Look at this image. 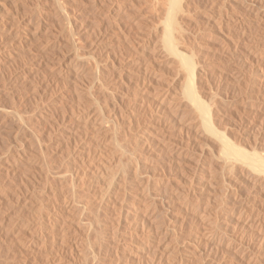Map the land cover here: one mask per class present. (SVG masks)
<instances>
[{"label":"bare ground","instance_id":"obj_1","mask_svg":"<svg viewBox=\"0 0 264 264\" xmlns=\"http://www.w3.org/2000/svg\"><path fill=\"white\" fill-rule=\"evenodd\" d=\"M90 1L93 3L94 7L106 9L110 15H113V17L119 16V19L122 17L124 19L125 16L128 14L131 15V13L133 15L139 13L133 19V24L137 25L138 27L137 30L141 36V38L138 37L140 39V43L145 42V44H151V50H157L156 55H158L160 50L161 56L166 55L167 58L169 57L171 59H169L170 64H176L175 67L177 70L175 71L174 68L172 70H174L176 73H181V75L179 74V76L177 74L179 76L177 80H171L170 77H165L166 79L162 78L159 75L160 73L158 74V71H155L152 68L153 66H151L152 60L150 58L153 53L149 58L148 55L150 52L145 50V48L131 51L132 53L139 52L142 54V56L136 60L126 63L124 61V63L119 61V64L123 63V65L121 64L122 66H120L118 62L113 60L114 58L110 59L111 56L108 53L110 52L108 47L103 46L102 48V50L106 52V55H104L102 58L106 57V59L100 60L98 58L97 60L94 58V52L99 47H92V49L87 51L88 53L84 54V56L79 54L76 49L77 46L73 42L75 40L73 38L74 34H72V32L69 35L70 37L66 38L68 39L66 40V44H64L65 42L63 43L57 41L58 43H56L49 42L48 40L47 43L44 42L46 43L44 47L42 44L41 48L37 46L36 41L38 38L36 39L34 33L33 35H28L24 32L26 36H21L22 40H19V43L22 44V48L28 47V50L33 57L31 59H38L37 62L39 64L49 63L52 67L55 66L56 68L54 69V74L56 76V82L60 85L62 84L63 86H66L72 90L71 92L74 91L75 95L79 99V102L76 106L73 103V110H69L72 109L69 108L70 106L65 107L63 106L64 104L60 106L62 101H64L62 100L64 98L56 96L51 99V102L48 105L50 106L49 108H47L45 111H40L41 108H38V111L36 108L38 112L33 110L35 107L29 108L25 104L24 108H28L23 109L24 111H22V109H19L22 107V105L20 104L21 107H18L17 105L19 104H17V108L14 105V100V102L11 101L13 102V105H7V103V106L4 105L2 115L3 126L1 129H3V142H5L6 146L5 150H3L5 181L3 180L4 185L1 190L4 207L0 215V264H71L67 258L70 255L74 256V254H79L82 257V262H80L81 264H103L105 261L103 262L101 256L104 255L102 254L105 249L104 246L112 248V245L115 246L114 244H116V246L113 247L115 253L113 256L115 257V261L109 262V259V263L107 264H121V260L128 261L130 259L135 260L136 262H134L137 264H222V262L225 261L222 259L225 257L227 252H231L235 261L237 262L234 263L230 260V264H264V258L260 256L261 253H264V140L263 138H260L261 140L259 141L253 140L256 138V136L258 138L260 133L264 134V131H262L264 130L263 99L261 100L262 102H259L254 109L255 114L258 116L256 117L253 115L256 118L252 117L253 119H249L250 121L246 117L254 113H250V115L245 117V119L249 121L248 124L246 123L247 129L244 135L246 136L244 138L245 141H243V136H239L240 134L238 136L233 135L234 137H232V134L230 133L232 129L229 130V127L228 129L227 127H224L226 125H222L225 124V116L222 113L221 108L213 101L214 96L218 94H215L216 92L214 93V89L212 90V85L206 79H204L205 61H203L204 64L199 63L198 58L200 56L198 58H195L196 54L193 56V50L196 49L190 45H192L194 42L191 41L192 43H190L188 41L190 45H187L188 43L186 39H189L191 34L190 32H192V30H190V26L192 25L194 18V16L192 18L191 14V12L194 11L193 8L195 7L193 0H148V2L152 1L150 2V12H153L156 18L160 17L162 19H160L161 35H159L160 37L158 36L159 38H155L153 35H151V32H149L150 30L148 31V28L146 29V27L143 26L144 24L146 25V23L143 24L140 21L141 17L136 19L140 15L145 17L146 15L144 14L149 12L148 10H146L147 12L142 11L143 13L139 12L140 2L138 0ZM7 2L8 0H0V14L6 10L8 11V8L4 10ZM12 2L14 1L12 0ZM16 2L17 0L15 3ZM53 2L56 4L55 12H58V15L60 14L63 16L65 9L63 10L64 6L61 5V1L54 0ZM261 2L262 0H220L219 3H217L218 13L214 14L213 12L212 15L208 16L207 18L205 17L204 25H202L200 28H198L200 25H198L199 22L197 21V24L195 22V26L198 25V27L196 26L198 29L195 31H197L196 33L201 34L207 31L209 33L210 31H215L216 34L222 37L224 36V33L227 32H224L225 27L229 26V23H234L236 28L240 31V35H242L243 42L245 39L248 41L251 39V33L249 34L247 30L248 28L245 27L247 22H254L255 25H257V28L264 27V8L262 7ZM55 4L53 5L55 6ZM19 6H21V4ZM232 6L236 9L238 8L239 11L242 10V13L244 14L240 13L238 16H236L235 14L225 13V11L230 10L229 8H232ZM15 7L19 8L17 6ZM13 8H11V10ZM15 13L17 12L15 11ZM15 13L13 16H17ZM3 14H1V16ZM149 17H147L145 20H147ZM14 19H12V21ZM0 21L5 22L8 21V19L2 17V19L0 18ZM201 22L203 23V21ZM11 25H13V23ZM249 25H247V27ZM110 26L111 25H109V28ZM195 26L191 27L195 29ZM230 30L232 31V28H230ZM262 32L264 31L262 30ZM207 35H201L204 37L203 40L208 41L209 38ZM49 37L51 38V36ZM200 41H202V39ZM68 44L70 46L72 45L71 49L67 46ZM262 46H264L262 43H257L252 47L250 45V47L247 48L246 56L242 55L244 61L241 59V62H245L247 67L251 69L250 72L254 71L256 77L255 80L256 82L258 80V82L261 84V87L264 86V54L259 51ZM65 47H67V49ZM227 47L226 49H223L221 53L227 54L228 51L231 52L230 50H227ZM100 49L101 48L98 50ZM25 53L28 54V51ZM96 54H98L97 51ZM31 55H29V57H31ZM160 55L156 56L155 58L157 59V57H160ZM222 55L224 56V54ZM93 58L96 64L95 71L90 74L89 77H92L91 79L89 78L85 80V76L89 75L91 72L89 69L91 66L88 67L86 65L87 61L85 62V59H88L89 61ZM66 64L69 65V68L65 67ZM221 66L223 67V65ZM132 68L138 69V74L141 76V80H138L139 82L137 83V89L131 91V94L128 93L129 95H126L128 98H126L125 102H127L126 104L129 107V110L127 107H125L126 112H131L139 104L144 105L147 101L153 107L152 110L156 112L161 108L163 109V107L169 108V115L167 119L169 122L165 121L169 123V127H171L172 130L175 129L179 132L187 130V127L190 125V127L192 126L193 128H196L195 132L203 133L202 138L208 139L212 146H207L211 150H208L209 153L206 155H208L209 158L214 157L221 163V165H219L222 167H219L221 169L223 168V170L226 169L229 173L226 172L224 174L223 170L221 169L220 170L222 172L220 170V172H217L218 170L216 169L215 171L213 168H211L210 161L209 164H204L200 161L201 155H197L192 157L194 159L190 161L191 166L190 168L188 167L190 169L189 171L182 170V172H179L177 184L173 186H171V184L169 185L175 188L172 197L169 200L160 199L159 201L155 199L154 195L150 191V185L152 183L150 173L148 172V175L143 173L142 171L144 170L141 167L142 165L138 163H133L134 165L129 167H126L127 164L124 165L126 160L123 161V156L127 154L128 149L125 148L127 146L124 147V144L118 141V138L115 134L116 131L113 132V128H111L110 125V122L114 120V117L104 114V108L100 101L101 97L105 96L106 93L109 92L108 90L112 89H109L110 87H108L107 84L114 83L115 86H121L123 84L122 82H125V79L128 78L126 76H131L130 71ZM137 69L135 71H137ZM234 71L235 72H233V75L236 77L234 74L236 73V70ZM223 72H225V70H223ZM231 73L232 72H230V74ZM219 74L221 75L220 72ZM237 76V79L239 80L240 73H238ZM104 78L107 79V82L103 81ZM176 81H178L179 84L177 83L178 85L175 87ZM250 83L252 84L253 82ZM222 84L226 83L222 82ZM236 85L238 84L236 83ZM48 88L49 86L47 84L44 89L48 90ZM243 92L245 93V89L242 91V93ZM113 94L114 93L112 92V95ZM246 94L249 95L247 92ZM180 95L181 98L179 97L180 99H178V96ZM243 97L244 96L242 95V99ZM33 99L35 100V98ZM34 100L27 99L28 105H32ZM246 100H248V98ZM69 102L71 101L69 100ZM36 104L38 105V103ZM237 105H239V103ZM111 107H113V109L115 108L114 105ZM225 109L227 110L228 108ZM249 109L250 108L248 107V110ZM25 110H27L29 113L31 112L29 115L30 117L25 116V114H27ZM228 115H230V111ZM26 117H29V119ZM230 119L228 118V120ZM128 122H130V119ZM226 124L228 123L226 122ZM232 125L235 126L234 124ZM147 128L149 127L147 126L145 130ZM165 129L166 128L163 127L158 130L157 133H152V135H149L147 138L148 141H146L147 139L145 140L144 138L146 141L145 148L150 150L151 147H160L161 149H165L168 153L170 152L172 155H174L176 159V167L179 169L182 166L181 162L185 160L188 161V157L191 154L188 153V151L184 148L187 146H183L182 138L184 135L186 136V133H184L182 138L177 140L178 138H174L176 135L173 136L174 132L172 135H169V132H167ZM190 132L191 131L189 130V133ZM237 133L238 132L235 134ZM191 134H193V132H191ZM195 134L196 133H194V135ZM198 135L199 134H197V136ZM140 136H142V134H140ZM177 136L181 137L179 134ZM252 140L254 142H252ZM110 143H112V148L107 150L106 147L107 145L110 147ZM198 143L199 142H197V144ZM74 145H77V147L79 146L77 150H73L75 147ZM188 146H190V144ZM200 151L198 150L199 153ZM205 153L206 152H204V154ZM133 154L134 152L130 153V159ZM206 155H204L205 158ZM191 156L193 155L191 154ZM213 165L215 164L213 163ZM213 165L212 167H214ZM183 167L185 168V166ZM174 170L176 169L174 168ZM226 174H229V176H226ZM242 180V184L245 181L247 185H251V187H254L256 190H258L257 193L259 196H244L242 193L244 190L241 191V185L239 184ZM128 182L131 183V187L134 188V192L132 191L134 194L131 198L129 206H126V210L125 202L129 197L127 196V198L125 196L127 194L125 193L128 190ZM174 182L175 181H173V183ZM187 182L189 183L188 191H193L195 196L198 198L197 204L191 203V198H189V195H187V193L185 194L183 190H178V186H180L181 183L185 185ZM224 199L229 200L228 204L230 205L227 204L226 206L225 204H221L220 202H223ZM217 200H220V204L214 206L215 201ZM135 201H138L137 204L140 202L143 203L140 204L142 206H136ZM171 202L175 204L177 209L179 208L175 215L172 213V217L175 219L173 220V218L170 217L172 220L158 224L157 216L159 214L157 215L156 208L159 206L157 204L160 203L164 210V214L168 215L170 208L167 207V205L169 203L171 204ZM162 208H160V210ZM107 209L111 210V217L113 216L112 220L109 219L112 224L110 223L108 224L109 226H107V228H112L111 230L113 233L106 229V231H109L108 236L111 234L109 237L110 240H104L101 238L105 241V243H103V241H99V244L97 241L92 243V241L89 240L88 235L91 230H94L93 226L95 225H93L92 222H82L83 219L81 217L85 213L91 212L92 214L94 211V216L97 214L96 217L93 216L94 219H99V212ZM130 210H132L133 213H130ZM126 213H130L131 216L132 214L137 216H133V218L137 219H134L133 221L127 220V217H129L130 214L127 216L128 214L126 215ZM185 214L190 215L191 218L199 224L200 231L198 234L194 235V237L189 242L182 243L183 245L179 246V244H177L178 242L175 244L173 243V240L170 241L168 238L170 235H172L173 231L176 232V229L179 226L178 222L185 220ZM96 221L98 226H105V223L102 225L103 221L102 223L100 222L101 219ZM234 222H236V224L239 223L242 226L239 228L238 224L236 226L239 229L237 228L236 230L235 228V230L233 229L234 231L229 232L228 228L231 229V224H234ZM124 225H127V227L129 226L130 228L142 227L143 229L144 226H150L154 228L152 229L153 232L152 236L150 237V241L142 240V242H144L143 244H140V246H134L130 241L135 235L134 232L130 231L124 234L120 233L122 230L121 228ZM247 233H249V235ZM117 237L119 239H117ZM123 239H125V241H123ZM104 253L106 252L104 251ZM88 254L91 255L90 258L93 259L92 262L90 259H88ZM207 256L210 257L206 259ZM81 259H79V261ZM88 260L91 263H88Z\"/></svg>","mask_w":264,"mask_h":264},{"label":"rangeland","instance_id":"obj_2","mask_svg":"<svg viewBox=\"0 0 264 264\" xmlns=\"http://www.w3.org/2000/svg\"><path fill=\"white\" fill-rule=\"evenodd\" d=\"M14 2H12V0H8L4 10H6L8 8V11L6 10L5 12H1V14H3L1 16L0 14V18L2 19V17H5L8 19V21H5V22H2L0 21V215L3 211V199H2V188H3V183L5 181V173H4V165H3V150H5V142L4 141V136L2 135L3 134V129L2 126H3V108H4V105L7 106L9 104H12L13 105V102H14V105L16 106L17 105L18 107H22L19 108V109H22V111H24L23 109H26V108H34L33 110H37L39 111H45L47 108H49L50 106L49 103L51 102V99H53L54 97L56 96H60L61 98H64L62 100V103L60 106H65V107H69V108H72L75 104V106L78 104L79 102V99L77 98V96L75 95V92H71L72 90H70L69 88H67L66 86H63L62 84L60 85L59 83L56 82V76L54 74V69L56 68L55 66H51V64H47V63H41L39 64L37 62L38 59L34 58V59H31L33 58L32 55L30 54L29 50H28V47H23L22 48V44L19 43V40H22V37L21 36H24L25 33H27L28 35H35L36 39H37V46L38 47H42V44H43V47L44 45L48 42H56L58 43L57 41H60V42H65L64 44H66V38H69L70 36V33L72 32L73 35V38L75 41H73L75 43V45L77 46V51L79 52V54L83 55L84 54H87L88 52L87 51H90V49H92V47H99L101 48L100 50H98L99 48H97V53L96 54V51L94 52V58H96L98 60V58L101 60V59H106L105 58H102L104 55H106V52H104L102 50L103 46L104 47H108L109 48V51L108 52L110 54V59H113L115 60V62H118L119 64V61L120 62H129V61H133V60H136L138 59L140 56H142V54H140L139 52L137 53H132L131 51L133 50H138V49H144L145 50H148L150 52V54L148 55V57L150 58L151 54V60H152V63H151V66H153L152 68L155 70V71H158V74L162 77V78H165V77H170L171 80H174L181 75V73H176L175 71L177 70L175 65L176 64H170V61H169V57L167 58L166 55H163L161 56V51L159 50L158 52V55L157 54V50H154L152 51L151 50V44L149 45L148 43L145 44V42H142L140 43V39L141 36L138 32V27L137 25H134L133 24V19L139 14H132L131 15H127L124 17L119 19L120 17L119 16H114L113 15H110V13L106 10V9H101V8H96L94 7L93 3H91L90 0H59L61 1V5L64 6L63 7V10L65 9V12H64V15H58V12H55L56 11V4L53 2L54 0H51L53 2V4H55V6L52 4V2L50 0H20L17 2L19 3H15L16 0H13ZM140 2V5H139V9L140 11L139 12H147L146 10H148L149 12L147 14H144L146 15L145 17H142L141 15L138 16L136 19L140 18V21L144 24L146 23V25L142 24L143 26L146 27V29L151 32V35H153L155 38H159L161 35L160 33V24H161V21H160V17H157L155 16V14L153 12H150L151 10V5H150V2L152 1H149L148 0H138ZM220 1V0H219ZM219 1H215V0H193L194 2V8H193V12H191L192 14V18H193V23H192V27L195 26V22L196 24L198 23V25H196L198 28L202 27V25H204V21H205V17L207 18L208 16L212 15L213 12L214 14L218 13V4ZM72 2V3H71ZM15 3V4H13ZM64 3V4H62ZM145 3V4H144ZM148 3V4H147ZM21 4V6H19ZM39 4V5H38ZM216 4V5H215ZM232 5V4H231ZM261 5L262 7L264 8V0H262L261 2ZM15 6L19 7V8H16ZM197 6V7H196ZM235 6V5H234ZM15 7V8H13ZM10 8V9H9ZM11 8H13L17 13H15V11ZM83 8V9H82ZM87 8V9H86ZM216 8V10H215ZM21 9V10H19ZM24 9V10H23ZM51 11H50V10ZM230 10H226L225 13H228V14H235L236 16H238L240 13L241 14H244L242 13L243 11L240 10L235 7L232 6V8H229ZM54 10V11H53ZM106 10V11H105ZM51 12V13H50ZM238 12V13H237ZM17 14V16H13V14ZM23 13V15H22ZM66 13V14H65ZM70 13V14H69ZM92 13V14H91ZM143 13V12H142ZM209 13V15H208ZM19 14V15H18ZM205 14V15H204ZM148 15V16H147ZM150 15V17H149ZM153 15V17H152ZM20 16V17H19ZM60 16V17H59ZM67 16V17H66ZM12 17V18H11ZM15 17V19H14ZM18 17V18H17ZM147 17H149L147 20H145ZM202 17V18H201ZM11 18V19H10ZM47 18V19H46ZM94 18V19H93ZM117 18V19H116ZM154 18V19H153ZM12 19H14L12 21ZM31 19V20H30ZM55 19V20H54ZM83 19V20H82ZM112 19V20H111ZM151 19V20H150ZM198 19V20H197ZM10 20V21H9ZM16 20V21H15ZM68 20V21H67ZM123 20V21H122ZM145 22H144V21ZM150 20V21H149ZM158 20V21H157ZM162 20V19H161ZM31 23H30V22ZM121 21V22H120ZM131 21V22H130ZM147 21V22H146ZM157 21V22H156ZM198 21V22H197ZM203 21V23L201 22ZM13 25H11L12 23ZM54 22V23H53ZM65 22V23H64ZM67 22V23H66ZM108 22V23H107ZM160 22V23H159ZM201 22V23H200ZM30 23V24H29ZM155 23V24H154ZM157 23V24H156ZM252 22H247L245 24V27L248 28V33L250 34L251 33V39L247 41V39H245V41L243 42V38H242V35H240V31L236 28V26L234 25V23H229L227 27H225V30L224 32V36H219L218 34H216L215 31H210V33L208 32H204V33H196L198 28L195 26V29L192 28L190 26V30H192V32H190V37L189 39H186L187 40V43L188 41L190 43L194 42L192 45H190V43H188L187 45H190V46H193L194 49L196 50H193V56H195V58H198L199 56L202 57V58H198L199 60V63H203V61H205L203 64L205 65V75H204V79H206L211 85H212V90L214 89V93L215 94H218L216 96H214L213 98V101L214 103H216L217 105H219V107L221 108V111L222 113L224 114L225 116V121L224 123L225 124H222V125H226L224 127H229L228 129L233 131H230V134L232 137L234 136H243V141L244 138L246 136L245 135V131L247 129V124L249 123L250 120H252L253 118H256L258 115L255 114L254 112V109L256 108V105L259 103V102H262L264 101V86H260L261 84L258 82H256V77H255V73L254 71L253 72H250L251 69H249V67H247V64H245V62H241V59L242 61H244L243 56H246V53H247V48L251 47L252 46H255L257 43H262L264 44V32H262V30L264 31V27H258L257 28V25H255V23L253 22L252 24H250ZM8 24V25H7ZM25 24V25H24ZM61 24V25H60ZM87 24V25H86ZM124 24V25H123ZM151 26L149 27L148 26ZM233 24V25H232ZM250 24V25H249ZM30 25V26H29ZM109 25L110 28H113V29H110L109 28ZM115 25V26H114ZM119 25V26H118ZM131 25V26H130ZM134 25V26H133ZM155 25V26H154ZM157 25V27H156ZM232 25V26H231ZM247 25L251 26V27H247ZM7 26V27H6ZM13 26V27H11ZM56 26V27H55ZM108 26V27H107ZM133 26V27H132ZM79 27V28H78ZM121 27V28H119ZM132 27V28H131ZM232 28V31L230 30V28ZM9 28V29H8ZM78 28V29H77ZM106 28V29H105ZM108 28V29H107ZM118 28V29H117ZM157 28V29H155ZM229 28V29H228ZM250 28V29H249ZM236 29V30H235ZM257 29V30H256ZM107 30V31H106ZM117 30V31H116ZM122 30V31H121ZM127 30V31H126ZM153 30V31H151ZM158 30V31H157ZM19 31V32H18ZM98 31V32H97ZM236 31V32H235ZM258 31V32H257ZM11 32V33H10ZM25 32V33H24ZM158 32V33H157ZM234 32V33H233ZM238 32V33H237ZM6 33V35H5ZM18 33V35H17ZM22 33V34H21ZM156 35H155V34ZM193 34H196V35H193ZM199 34V35H198ZM208 34V35H207ZM16 35V36H15ZM37 35V36H36ZM201 35H207L208 38V41H205L203 40L204 37H202ZM217 35V36H216ZM15 36V37H14ZM26 36V35H25ZM51 36V38L49 37ZM104 36V37H103ZM159 36V37H158ZM213 36V37H212ZM238 38H237V37ZM241 36V37H240ZM262 36V37H261ZM102 37V38H101ZM126 37V38H125ZM139 37V38H138ZM194 37V38H193ZM215 37V38H214ZM225 37V38H224ZM236 37V38H235ZM49 38V39H48ZM54 38V39H53ZM200 38V39H199ZM207 38V37H206ZM213 38V39H212ZM228 38V39H226ZM241 38V39H240ZM77 39V40H76ZM202 39V41H200ZM222 39V40H221ZM226 39V41H225ZM253 39V40H252ZM263 39V40H261ZM51 40V41H50ZM224 40V41H223ZM229 40V41H228ZM238 40V42H237ZM40 41V42H39ZM192 41V42H191ZM220 41V42H219ZM240 41V42H239ZM250 41V42H249ZM254 41V42H253ZM258 41V42H257ZM10 42V43H9ZM18 42V44H17ZM46 42V43H44ZM228 42V43H227ZM236 42V43H235ZM253 42V43H251ZM40 43V44H39ZM70 43V42H69ZM201 43V44H200ZM205 43V44H204ZM225 43V44H223ZM20 44V45H19ZM92 44V45H91ZM153 44H154V41H153ZM235 44V45H234ZM130 45V46H129ZM201 45V46H200ZM206 45V46H205ZM5 46V47H4ZM9 46V47H8ZM66 46V45H64ZM68 47H70L71 49V46L68 44L67 45ZM127 46V47H126ZM198 46V47H196ZM212 46V47H210ZM228 46V47H227ZM232 46V47H231ZM238 46V47H237ZM242 46V47H241ZM89 47V48H88ZM150 47V48H149ZM158 47L160 48V46L158 45ZM157 47V48H158ZM227 47V50H230L231 52L228 51L227 54L225 53H221V51H223V49H226ZM237 47V48H236ZM67 49V47H65ZM132 48V49H131ZM239 48V49H238ZM242 48V49H241ZM258 48V47H256ZM150 49V50H149ZM12 50V51H11ZM80 50V51H79ZM102 50V52H101ZM200 50V52H199ZM206 50V51H205ZM235 50V51H234ZM238 50V51H237ZM263 50V51H261ZM28 51V54L31 55V57H29V55L25 52ZM83 51V52H82ZM128 51V52H127ZM197 51V52H196ZM208 51V52H207ZM213 51V52H212ZM215 51V52H214ZM220 51V52H219ZM245 51V52H244ZM259 51L264 54V46H262ZM116 52V53H114ZM155 52V53H154ZM237 52V54H236ZM105 53V54H104ZM112 53V54H111ZM132 53V55H131ZM203 53V54H202ZM215 53V54H214ZM235 55V56H232L231 55ZM224 54V56L222 55ZM229 54V55H228ZM130 55V56H129ZM159 56L160 57H157V59L155 58L156 56ZM198 55V56H197ZM202 55V56H201ZM210 55V56H209ZM214 55V56H213ZM227 55V56H226ZM154 56V57H153ZM165 56V57H164ZM204 56V58H203ZM218 56V57H217ZM227 58H226V57ZM231 56V57H230ZM164 57V58H163ZM207 57V59H206ZM222 57V58H221ZM229 57V58H228ZM94 58L93 59H90L88 61V59L86 60L85 59V62H86V65L88 67H90L89 69L91 70V72L89 73V75H86L85 76V80L87 79H91L92 77H89L90 74H92L94 71H95V67H96V64H95V61H94ZM163 58V59H162ZM210 58V59H209ZM231 58V59H230ZM235 58V59H234ZM21 59V60H20ZM155 59V60H154ZM240 61H239V60ZM118 60V61H117ZM167 60V61H166ZM171 60V59H170ZM201 60V61H200ZM226 60H227V63H226ZM236 60V61H235ZM26 63H25V62ZM36 61V62H35ZM230 61V62H229ZM92 62V63H91ZM123 62V63H124ZM165 62V63H164ZM167 62V63H166ZM38 63V64H37ZM90 65H89V64ZM94 63V64H93ZM123 63H120L119 65L122 66ZM222 63V64H221ZM227 65H226V64ZM122 64V65H121ZM215 66H214V65ZM229 64V65H228ZM40 65V66H39ZM67 65V64H66ZM65 67L66 68H69V65H67ZM219 67H217V66ZM223 65V67L221 66ZM234 65V66H233ZM37 66V67H36ZM173 66V67H172ZM222 68H221V67ZM229 66V67H228ZM232 66V67H231ZM238 66V67H237ZM23 67V68H22ZM94 67V68H93ZM155 67V68H154ZM8 68V69H7ZM10 68V69H9ZM92 68V69H91ZM174 68V70H172ZM216 68V70H215ZM218 68V70H217ZM220 68V69H219ZM246 68V69H245ZM46 69V70H45ZM137 68H132L130 73H131V76H126L128 77L127 79H125V82H122L123 84L121 86H115V84H110L108 83V87H110L109 89L113 90H108L109 92L106 93L105 96H102L100 101L103 105V110H104V114H106L107 116H110V117H114V120L115 122L111 121L110 125H111V128L113 132H115L116 134V137L118 138V141H120L121 143L124 144V147L127 150V154L123 156V161L124 162V165H126V167H129L131 165H134V164H140L142 165L141 167L143 168L144 171H142L143 173L145 174H149L150 173V178H151V185H150V191L151 193L154 195L155 199L156 200H159L160 199H166V200H169L172 195L174 194V191H175V188L174 187H171L175 184H177V180H178V174L179 172H182L183 171H189L190 169V166H191V160H193L194 158L192 157H195V156H199L201 155V162H203L204 164L205 163H208L209 164V161L211 162V168H213L214 170H218L217 172H220L221 170H223V168L221 169L220 166L221 163L219 161H217L214 157L212 158H209L208 154L209 151L208 150H211L209 149V147H212L211 144H210V141H208V139H204L202 138V134L203 133H197L195 132V129L196 128H193L192 126L190 127H187V130L185 131H179L178 130H172L171 127H169V120L168 119V111H169V108L167 107H163V109L161 108L159 111H153L152 110V106L150 105V103L147 101L144 105H138L136 108H134L131 112L128 111L126 112V108L127 109L129 108L127 106V102L126 101V98H128L126 95H129L128 93H132L131 91H134L137 89V83L141 80V76H139L138 74V69L137 71H135ZM157 69V70H156ZM227 69V70H226ZM45 70V71H44ZM49 70V71H48ZM223 72V70H225V72ZM234 70H236V73H234L236 75V77L233 75V72H235ZM238 70V71H237ZM244 70V71H242ZM173 71V72H172ZM208 71V72H206ZM218 71V72H216ZM249 71V72H248ZM134 72V73H133ZM168 72V74H167ZM219 72L221 73V75L219 74ZM229 72V74H228ZM230 72H232L230 74ZM34 73V74H33ZM47 73V74H46ZM175 73V74H173ZM226 73V74H225ZM238 73H240V77H239V80L237 79L238 78ZM251 73V75H250ZM162 74V75H161ZM179 76H178V75ZM207 74V75H206ZM228 74V75H227ZM137 75V76H136ZM164 75V76H163ZM175 77H174V76ZM226 75V77H225ZM134 76V77H133ZM172 76V77H171ZM207 76V77H206ZM221 76V77H220ZM245 76V77H244ZM250 76V77H249ZM253 76V77H252ZM131 77V78H130ZM174 77V78H173ZM210 77V78H209ZM243 77V78H241ZM255 77V78H254ZM3 80H2V79ZM169 78V79H170ZM173 78V79H172ZM214 78V79H213ZM217 78V79H216ZM236 78V79H235ZM166 79V78H165ZM220 79V81H219ZM229 79V80H228ZM139 80V81H138ZM224 80V81H223ZM238 80V81H237ZM249 80V81H248ZM104 82H107V79L104 78L103 79ZM242 81V82H241ZM244 81V82H243ZM40 82V83H39ZM221 82V83H220ZM223 83H226V84H222ZM240 84H239V83ZM250 82H253L252 84ZM255 82V83H254ZM31 83V84H30ZM178 81H176L175 83V87L179 84H177ZM236 83L238 85H236ZM245 83V84H244ZM48 84L49 88L48 90H45L44 87ZM58 84V85H57ZM131 84V85H130ZM221 84V85H220ZM233 84V85H232ZM243 84V85H242ZM252 86H251V85ZM56 85V86H54ZM115 87H114V86ZM135 85V86H134ZM224 85V86H223ZM258 85V86H257ZM131 86V87H130ZM215 86V87H214ZM255 86V87H254ZM54 87V88H53ZM63 89H62V88ZM128 87V88H127ZM217 87V88H216ZM243 87V89H242ZM254 87V88H252ZM114 88V89H113ZM225 90H223V89ZM240 88V89H238ZM252 88V89H251ZM259 88V89H258ZM34 89V90H33ZM54 89V90H53ZM69 89V90H68ZM133 89V90H132ZM222 89V90H221ZM245 89V93L242 91H244ZM255 89V90H254ZM66 90V91H65ZM231 90V92H230ZM237 90V91H236ZM247 90V91H246ZM259 92H258V91ZM43 91V92H42ZM63 91V92H62ZM218 91V92H217ZM240 91V92H238ZM253 91V92H252ZM54 92V93H53ZM111 92V93H110ZM112 92L114 93L112 95ZM226 92V93H225ZM238 92V93H237ZM249 93L248 94H246ZM45 93V94H44ZM50 93V94H49ZM52 93V94H51ZM61 93V94H60ZM236 93V94H235ZM55 94V95H54ZM239 94V95H238ZM241 94V95H240ZM68 95V96H67ZM116 95V96H115ZM242 95L244 96L243 99H242ZM246 95V96H245ZM258 95V96H257ZM63 96V97H62ZM70 96V97H69ZM73 96V97H72ZM109 96V97H108ZM228 96V97H227ZM233 96H236V97H233ZM238 96V97H237ZM241 96V97H240ZM3 97V98H2ZM21 97V98H20ZM104 97V98H103ZM115 97V98H114ZM123 97V99H122ZM181 98V95L178 96V99ZM248 100H246L247 98ZM252 97V98H251ZM26 100H24V99ZM33 98H35V101ZM73 98V99H72ZM125 98V99H124ZM133 98V97H132ZM231 98V99H230ZM236 98V99H235ZM238 98V99H237ZM246 98V99H245ZM261 98V99H260ZM22 99V100H20ZM27 99H31V100H34V102L38 103V105L34 102H32V105H28V102H27ZM116 99V100H115ZM218 99V100H217ZM258 99V100H257ZM263 99V100H262ZM14 100V101H13ZM66 100V101H65ZM69 100L71 102H69ZM106 100V101H105ZM240 100V101H238ZM262 100V101H261ZM2 101V102H1ZM13 101V102H10ZM21 101V102H20ZM24 102V103H23ZM27 102V103H26ZM65 102V103H64ZM68 102V103H66ZM219 102V103H218ZM243 104H242V103ZM7 103V105H6ZM34 103V104H33ZM47 103V104H46ZM74 103V104H73ZM110 103V105H109ZM225 105H224V104ZM239 103V105H237ZM252 103V105H251ZM21 104V105H20ZM28 106L26 108L25 105ZM36 104V105H35ZM88 104V103H87ZM223 104V105H222ZM247 104V105H246ZM68 105V106H67ZM115 106V108L113 109V107L111 106ZM135 105V104H134ZM168 105V103H167ZM165 105V106H167ZM237 105V106H236ZM250 105V106H249ZM16 106V107H17ZM145 106V107H144ZM150 106V107H149ZM236 106V107H235ZM239 106V107H238ZM17 107V108H18ZM139 107V108H138ZM235 107V108H234ZM244 107V108H243ZM246 107V109H245ZM248 107L251 109L248 110ZM2 108V109H1ZM39 108V109H38ZM68 108V109H69ZM119 108V109H118ZM224 108V109H223ZM225 108H228L227 110ZM230 108V109H229ZM237 108V109H236ZM43 109V110H42ZM112 109V110H111ZM151 109V110H149ZM223 109V110H222ZM240 109V110H239ZM243 109V110H242ZM28 110V109H27ZM27 110H25L27 112V114H25V116H29L31 114V112L29 113ZM36 110V111H37ZM69 110H73L72 109H69ZM111 110V111H109ZM129 110V109H128ZM150 112H149V111ZM37 111V112H38ZM165 111V112H164ZM224 111V112H223ZM229 111H230V115L229 114ZM236 111V112H235ZM253 111V112H252ZM146 112V113H145ZM232 112V114H231ZM242 112V113H241ZM114 113V114H112ZM237 113V114H236ZM240 113V114H239ZM250 113H254V114H251ZM154 114V115H153ZM159 115V116H158ZM164 115V116H163ZM167 115V116H166ZM196 115V114H195ZM244 115V116H243ZM247 115H250V116H247ZM255 115V116H253ZM197 116V115H196ZM231 116V117H230ZM237 116V117H236ZM243 116V117H242ZM247 116V117H246ZM30 117V116H29ZM29 117H26L29 119ZM146 117V118H145ZM154 117V118H153ZM242 117V118H241ZM245 117L247 119H245ZM250 117V118H249ZM253 117V118H252ZM130 119V122H128V120ZM157 118V119H156ZM159 118V119H158ZM166 118V119H165ZM228 120V118L230 120ZM238 118V120H237ZM161 119V120H160ZM241 119V120H240ZM244 121H243V120ZM125 120V121H124ZM127 120V121H126ZM148 120V121H147ZM158 120V121H157ZM224 120V119H223ZM236 120V121H235ZM246 120V121H245ZM167 121V122H165ZM230 121V122H229ZM118 122V123H117ZM126 124H125V123ZM226 122L228 124H226ZM238 124H237V123ZM113 123V124H112ZM166 123V124H165ZM188 123V122H186ZM234 124L235 126H233L232 124ZM243 123V124H242ZM247 123V124H246ZM245 124V125H244ZM150 125V126H149ZM166 128L165 130L167 132H169L168 134L169 135H172L173 132V136L174 138H178L177 140H179L180 138H182V136L184 135V133H186V136L184 135L182 140H183V146H187V147H184L188 153H191L193 156H190L188 157V161H182L181 163V167L178 169V167H176V159L174 157V155H172L170 152L168 153L165 149H161L160 147H151L150 150L145 148V143L146 141H148V136L149 135H152V133H157L158 130H160L161 128ZM168 127H167V126ZM237 125V126H236ZM240 125V126H239ZM114 126V127H113ZM145 126V127H144ZM149 127L145 130L146 127ZM161 126V127H160ZM233 126V127H232ZM242 126V127H241ZM116 127V128H115ZM122 127V128H121ZM144 127V128H143ZM156 127V128H155ZM159 127V128H158ZM237 127V128H236ZM169 128V129H168ZM245 128V129H243ZM168 129V130H167ZM194 129V130H193ZM145 130V131H144ZM171 130H172V133H171ZM189 130L191 132H193V134H191V132L189 133ZM236 130V131H235ZM238 130V131H237ZM242 130V131H241ZM111 131V132H112ZM141 131V132H140ZM152 131V132H151ZM241 131V132H240ZM264 131V130H262ZM2 132V133H1ZM112 132V133H113ZM151 132V133H150ZM177 134H176V133ZM236 132H238L237 134H235ZM240 132V133H239ZM243 132V133H242ZM132 133V134H131ZM182 133V134H181ZM194 133H196L194 135ZM242 133V134H241ZM131 134V135H130ZM137 134V135H136ZM140 134H142V136H140ZM179 134V136L181 135V137H178L177 135ZM189 134V135H188ZM197 134H199L197 136ZM130 135V136H129ZM136 135V136H135ZM146 135V136H145ZM234 135V136H233ZM261 135V136H259ZM258 135V138L256 136V138H254L253 140L254 141H259L263 138L264 140V134H259ZM263 135V136H262ZM136 138H135V137ZM194 136V137H193ZM205 136V135H204ZM207 136V135H206ZM186 137V138H185ZM199 139H198V138ZM135 140H134V139ZM145 138V140H144ZM188 138V139H187ZM190 138V139H189ZM196 138V139H195ZM261 138V139H260ZM138 139V140H137ZM189 141L187 142L186 141ZM198 139V140H197ZM132 140V141H131ZM176 140V139H175ZM185 140V141H184ZM194 140V141H192ZM197 140V141H196ZM252 140V142H254ZM138 141V142H137ZM145 141V142H143ZM203 141V142H202ZM207 142V145H206V142ZM178 142V141H177ZM193 142V143H192ZM197 142H199L197 144ZM138 143V144H137ZM149 143V142H148ZM126 144V145H125ZM190 144V146H188ZM197 144V145H196ZM203 144V145H202ZM79 145V144H78ZM195 145V146H194ZM200 145V146H199ZM203 147H202V146ZM75 146V145H74ZM144 146V147H143ZM192 146V147H191ZM206 146V147H205ZM209 146V147H207ZM79 147V146H78ZM77 145L74 147L73 150H77L78 149ZM137 147V148H136ZM191 147V148H190ZM195 147V148H194ZM197 147V148H196ZM201 151H200V149ZM202 147V148H201ZM110 148H112V143H110V147L109 145H107L106 149L107 150H110ZM193 149V150H192ZM206 149V151H205ZM141 150V152H140ZM195 150V151H194ZM198 150L200 151V153L198 152ZM204 150V151H203ZM131 152H134L133 156H131V159H130V153ZM204 152H206L204 154ZM199 153V154H198ZM151 154V155H150ZM196 154V155H195ZM136 155V156H135ZM141 155V156H139ZM206 155V158L205 156ZM135 156V157H134ZM174 157V158H173ZM192 158V159H191ZM205 158V159H204ZM160 159V160H159ZM211 159V160H210ZM208 160V162H207ZM141 161V162H140ZM185 162V164H184ZM134 163V164H133ZM144 163V164H143ZM213 163L215 165H213ZM218 163V165H217ZM190 164V165H189ZM220 164V165H219ZM148 165V166H147ZM212 165L214 167H212ZM153 166V167H152ZM185 166V168L183 167ZM187 166V167H186ZM217 166V167H216ZM220 166V167H219ZM189 167V168H188ZM219 167V168H218ZM141 168V170H142ZM174 168L177 170H174ZM184 168V169H183ZM188 168V169H187ZM147 169V170H146ZM151 169V170H149ZM221 169V170H220ZM2 170V171H1ZM156 170V171H155ZM181 170V171H180ZM215 170V171H216ZM220 170V171H219ZM147 173H146V172ZM149 172V173H148ZM222 172V171H221ZM224 174L227 172L229 173L226 169L223 170ZM165 173V174H164ZM3 174V175H2ZM153 174V175H152ZM165 175V176H164ZM168 175V176H167ZM206 175V174H205ZM163 176V177H162ZM226 176H229V174H226ZM153 177V178H152ZM157 177V178H156ZM166 177V178H165ZM174 177V178H172ZM4 178V179H3ZM4 180V181H3ZM153 180V181H152ZM168 180V181H167ZM171 180V181H170ZM173 181H175L173 183ZM163 182V183H162ZM171 182V183H170ZM243 180L240 181V185H241V191L244 190L243 195L244 196H259V194L257 193L258 190H256L254 187H251V185H247V183L244 181V183L242 184ZM129 183V182H128ZM127 183V188L128 190L126 191L125 195L128 199L127 201L125 202V208L127 210V207L126 206H129L130 202H131V198L133 197V192H134V188L131 187V183L128 184ZM168 183V184H166ZM171 184V186H169ZM246 184V186H245ZM153 185V186H152ZM164 186V187H163ZM181 186V188H180ZM180 186H178V190H183V192H185V194L187 193V195H189V198L191 203L193 204H197V196H195V194L193 193V191L189 192L188 191V186H189V183H185V185H183L182 183L180 184ZM249 186V188H248ZM131 187V188H130ZM197 187V185H196ZM198 188V187H197ZM243 188V189H242ZM132 189V190H130ZM173 190V191H171ZM186 190V191H185ZM192 190V189H191ZM133 191V192H132ZM188 191V192H187ZM199 191V190H198ZM224 191V189H223ZM247 191V192H246ZM128 192V193H127ZM195 193H196V190H195ZM245 193V194H244ZM247 193V194H246ZM249 193V194H248ZM131 194V195H130ZM255 194V195H254ZM258 194V195H257ZM192 195V196H190ZM158 196V197H157ZM163 197V198H162ZM194 200V201H193ZM136 202V201H135ZM220 200H217L215 201V204L214 206H216L217 204H225L227 206L229 200H223V202H220ZM128 203V204H127ZM138 201L135 203L136 206H142L140 204H143V203H139L137 204ZM127 204V205H126ZM172 204V205H171ZM171 204L169 203L167 205V207L170 208V212H169V216L164 214V210L162 208V206L160 205V203H158L157 205L159 207L156 208V211H157V223H162V222H165V221H169V220H172L170 217H172V213L173 215L176 214L177 210H179V208L177 209V207L175 206V204H173L171 202ZM192 204V205H193ZM230 205V204H228ZM171 206V207H170ZM176 207V208H175ZM160 208H162L160 210ZM109 210V211H108ZM174 210V211H173ZM96 211V210H95ZM94 212V211H93ZM91 214V212H88V213H85L84 215H82V222H85V223H88V222H92L93 225V228L94 230H91V232L89 233L88 235V238L90 241H92V243H95V241L98 242L99 244V241H103V243H105L104 240H110V235L108 236L109 234V231H111V233H113V231L111 230L112 228L111 227H108L109 226L108 224H110V220H112L113 216L111 217V210L110 209H107V210H104V211H101L99 212L100 214H98L99 216V219L98 218H95L96 220H100L101 219V223L102 225L104 224L105 226H98L97 224V221L94 219V217H96V215L94 216L95 212ZM103 212V213H102ZM110 212V213H108ZM125 212H128V211H125ZM130 213H133L132 210H130ZM129 213V214H130ZM162 213V214H161ZM91 214V215H90ZM128 213H126L127 215ZM129 214L127 216H129ZM186 215V214H185ZM94 216V217H93ZM131 216V214H130ZM127 217V220L129 221H133L134 219L136 220L137 218H133V215L131 217ZM164 216V217H163ZM111 217V218H110ZM137 217V216H135ZM87 218V219H86ZM130 218V219H129ZM173 220L175 219L174 217H172ZM110 219V220H109ZM184 219L182 222L179 221L178 222V228L176 229V232H172V235L169 236L168 240H173V243H177L179 244V246H182L183 244L182 243H186V242H189L193 237L194 235L198 234L199 231H200V227H199V224L196 223L190 215H186L184 216ZM187 219V220H186ZM91 220V221H90ZM181 222V223H180ZM112 224V223H111ZM236 222H234V224H231V229L228 228V231L229 232H232L235 230H237V228L240 226H242L241 224H239ZM234 225V227H233ZM238 225V227L236 226ZM111 226H114V225H111ZM125 226V225H124ZM122 226V230L120 231L121 234H124V233H127V232H134L135 235L134 237L132 238V240H130L134 246L138 245L140 246V244H143L144 242H142V240L144 241H150V237L152 236V232L154 228L150 227V226H144L143 229L142 227L141 228H130L129 226L127 227V225L124 227ZM197 226V227H196ZM149 227V228H147ZM123 228H124V231H123ZM147 228V229H146ZM151 228V230H150ZM238 228V229H239ZM109 230V231H106ZM234 229V230H233ZM114 230V229H113ZM143 230V231H142ZM145 230V231H144ZM92 233V234H91ZM99 235H98V234ZM146 233V234H145ZM97 234V235H96ZM249 235V233H247ZM101 235V236H100ZM148 235V236H146ZM91 236V238H90ZM103 236V237H102ZM172 236V238H171ZM174 236V237H173ZM95 237V238H94ZM99 237V238H97ZM108 237V238H107ZM148 237V238H147ZM182 237V238H181ZM97 238V239H96ZM101 238H103L104 240H102ZM176 240H175V239ZM101 239V240H99ZM117 239H119L117 237ZM116 240V239H114ZM141 242H140V241ZM94 241V242H93ZM123 241H125V239H123ZM122 241V242H123ZM116 246V244H114ZM112 245V248H108V247H105L104 246V251L106 253H103L104 255H102V260H103V264H107L109 262H113L115 261V257L113 256L115 253H114V249L113 247H115ZM108 250H107V249ZM112 249V250H111ZM103 250V249H102ZM110 250V251H109ZM227 254V255H226ZM225 254V257L222 259L224 262L223 263H227V264H230L231 261L234 262V263H237L233 257V254L231 252H227ZM79 254H74L73 255H70L68 256V260L70 261L71 264H81L80 262H82V257L79 255ZM90 254H88V259H90V261L92 262L93 259L90 258L91 255L89 256ZM264 253H261L260 256L262 258H264ZM232 256V258H231ZM72 257V258H71ZM75 257V258H74ZM114 257V258H112ZM210 256H207V258H209ZM230 257V258H228ZM104 258V259H103ZM79 259H81L79 261ZM92 259V260H91ZM110 259V261H109ZM228 259V260H227ZM72 260V261H71ZM231 260V261H230ZM89 260H88V263H91ZM109 261V262H108ZM135 260L133 259H130L128 261H123L121 260V264H137L134 262ZM230 262V263H229ZM217 263V262H216Z\"/></svg>","mask_w":264,"mask_h":264}]
</instances>
